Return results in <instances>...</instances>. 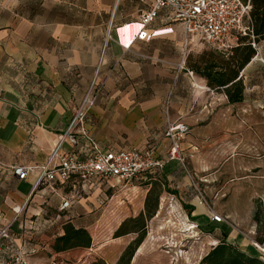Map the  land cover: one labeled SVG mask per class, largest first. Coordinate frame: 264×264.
<instances>
[{
    "label": "crops",
    "instance_id": "1",
    "mask_svg": "<svg viewBox=\"0 0 264 264\" xmlns=\"http://www.w3.org/2000/svg\"><path fill=\"white\" fill-rule=\"evenodd\" d=\"M141 8L138 0H0V226L11 222L15 209L26 203L11 230L15 242L32 251V264H80L84 249L54 252V240L65 223H73L79 203L97 191L104 195L121 187L85 185L75 179L43 183L27 201L37 173L18 180L11 172L14 165L44 164L90 88L96 99L84 128L96 143L112 150L151 149L156 158H163L169 147L164 137L167 121L182 122L190 132L202 127L216 109H256L229 104L195 71L190 74L191 69L178 65L179 55L195 41L185 46L180 24L164 10L142 26ZM258 47L239 74L243 102H252L258 89L249 75L253 63L264 60V41ZM222 98L226 105H212ZM68 148L65 143L62 151ZM184 173L176 161L165 165L160 177L172 193L165 191L161 198L171 201L168 208L178 200L187 204L190 222L210 231L220 223L210 220L209 205L192 197ZM139 179L146 182L122 187L130 204H140L138 213L151 181L157 180L152 173ZM62 199L71 206L59 211ZM216 236L209 234L210 245ZM140 253L141 247L136 251Z\"/></svg>",
    "mask_w": 264,
    "mask_h": 264
},
{
    "label": "rangeland",
    "instance_id": "2",
    "mask_svg": "<svg viewBox=\"0 0 264 264\" xmlns=\"http://www.w3.org/2000/svg\"><path fill=\"white\" fill-rule=\"evenodd\" d=\"M196 40L179 55L177 64L183 68L200 64L203 55L213 52L210 46ZM253 67L249 75L258 87L256 96L252 102L239 104L256 105V109L253 112L216 109L202 127L188 131L182 141L185 145L181 143L185 166L182 168L192 197L202 199L203 204L212 207L224 220L205 231L203 226L190 222L189 206L181 200L172 202L168 208L171 201L161 198L165 195L163 191L157 211L146 222L145 238L139 246L141 253L135 252L129 264H199L212 247L208 237L212 233L218 237L212 244L217 245L226 236V242L241 250L246 248L264 261L261 253L264 244L255 241L256 226L252 222L255 202L260 200L264 204V109L259 107L264 105V63L255 61ZM212 103L222 107L226 100L217 99ZM160 172L152 174L162 182ZM140 180L127 186L146 182ZM125 190L121 186L104 195L97 191L89 200L79 203L72 224L86 229L92 238L90 248L81 250L80 264H117L122 252L137 237L135 233L114 237L122 220L138 213L140 206L129 203L123 195Z\"/></svg>",
    "mask_w": 264,
    "mask_h": 264
},
{
    "label": "built area",
    "instance_id": "3",
    "mask_svg": "<svg viewBox=\"0 0 264 264\" xmlns=\"http://www.w3.org/2000/svg\"><path fill=\"white\" fill-rule=\"evenodd\" d=\"M138 2L142 6L138 15L142 26H148L164 10L171 20L180 24L185 46L197 39L211 49L227 54L237 44L238 38L252 37L250 5L242 0ZM252 45L256 47L255 44ZM258 61L264 63L262 59ZM95 99L93 89L90 88L79 102L66 129L59 135L44 164L11 167L12 174L18 180H25L32 173H37L27 201L43 183L62 184L75 179L78 183L91 186L125 187L145 174L162 171L168 162L176 161L185 167L181 143L189 128L182 122L167 121L164 137L168 140L169 147L163 158L154 157L151 149L112 150L100 147L84 128L87 111ZM65 143L69 144V148L63 152ZM200 201L203 203L202 199ZM25 204L15 209L11 222L0 226V264H32L29 261L32 251L25 244L18 245L11 230L13 223L21 216ZM70 206L69 200L62 199L59 211L67 210ZM208 215L212 222L221 223L224 220L210 207ZM253 244L260 248L258 244ZM51 264L59 263L54 261Z\"/></svg>",
    "mask_w": 264,
    "mask_h": 264
},
{
    "label": "trees",
    "instance_id": "4",
    "mask_svg": "<svg viewBox=\"0 0 264 264\" xmlns=\"http://www.w3.org/2000/svg\"><path fill=\"white\" fill-rule=\"evenodd\" d=\"M250 5V19L252 37L244 36L237 40L229 53H220L213 50L201 57V63L190 66V72L195 71L206 80L207 86L217 92H222L229 104H239L244 100V84L240 72L255 56L257 49L252 43L258 45L264 41V0H242ZM162 179V178H161ZM163 191L172 193L166 188V182L155 180L148 189L143 210L135 217H130L121 222L114 237H122L130 233L137 237L128 244L122 252L117 264H129L134 253L145 238L146 222L153 217L158 209L160 195ZM252 222L256 226L255 241L264 244V204L260 200L255 202ZM62 235L58 236L51 249L54 252H65L75 248L88 249L92 238L84 228L75 227L72 223L62 226ZM92 264H104L102 262ZM199 264H264V261L251 256L236 245L226 242L223 236L217 245H214L200 260Z\"/></svg>",
    "mask_w": 264,
    "mask_h": 264
}]
</instances>
